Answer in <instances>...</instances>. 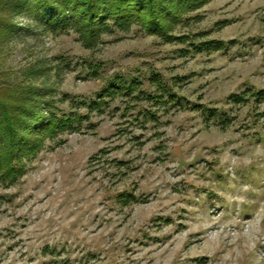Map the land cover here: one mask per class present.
<instances>
[{
    "label": "rangeland",
    "instance_id": "obj_1",
    "mask_svg": "<svg viewBox=\"0 0 264 264\" xmlns=\"http://www.w3.org/2000/svg\"><path fill=\"white\" fill-rule=\"evenodd\" d=\"M111 29L0 10V87L77 114L0 179V264H264V0Z\"/></svg>",
    "mask_w": 264,
    "mask_h": 264
},
{
    "label": "trees",
    "instance_id": "obj_2",
    "mask_svg": "<svg viewBox=\"0 0 264 264\" xmlns=\"http://www.w3.org/2000/svg\"><path fill=\"white\" fill-rule=\"evenodd\" d=\"M208 0H0V10H27L54 30L78 27L83 34L98 36L115 28L137 24L150 34H162L171 23L181 20L184 12L196 9ZM9 30L11 24H4ZM78 30V29H77ZM153 78L157 77L153 75ZM153 79V80H154ZM111 81L105 86L96 108L106 96L136 91L139 80ZM121 82V83H120ZM159 85V83H158ZM250 91V90H249ZM141 93H146L140 90ZM264 99V89L250 91ZM47 93L37 87H0V179L13 183L25 172L24 159L33 157L47 136L73 128L77 114L59 115L48 101ZM169 100L171 93L166 92ZM164 98V97H163Z\"/></svg>",
    "mask_w": 264,
    "mask_h": 264
}]
</instances>
